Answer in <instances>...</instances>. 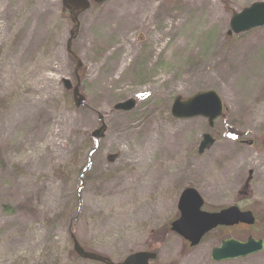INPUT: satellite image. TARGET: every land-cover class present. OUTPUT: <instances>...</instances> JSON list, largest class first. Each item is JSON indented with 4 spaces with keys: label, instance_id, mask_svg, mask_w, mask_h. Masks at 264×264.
<instances>
[{
    "label": "rangeland",
    "instance_id": "obj_1",
    "mask_svg": "<svg viewBox=\"0 0 264 264\" xmlns=\"http://www.w3.org/2000/svg\"><path fill=\"white\" fill-rule=\"evenodd\" d=\"M259 1L91 2L70 47L76 107L61 81L75 83L76 65L62 1L0 0V264H102L79 257L72 238L113 262L151 247L150 264H264V26L226 36L231 15ZM207 89L227 110L212 127L170 116L175 96ZM129 98L131 110L113 109ZM205 132L215 141L199 154ZM185 187L203 210L237 205L255 224L215 229L194 247L173 233L155 243L150 231L178 216ZM248 236L263 249L210 259L220 240Z\"/></svg>",
    "mask_w": 264,
    "mask_h": 264
},
{
    "label": "water",
    "instance_id": "obj_2",
    "mask_svg": "<svg viewBox=\"0 0 264 264\" xmlns=\"http://www.w3.org/2000/svg\"><path fill=\"white\" fill-rule=\"evenodd\" d=\"M61 1L62 7L68 11L70 21L73 24V29L70 30L66 42V51L70 55H73L70 47L71 41L76 36V30L79 26L78 14L87 9L90 3L89 0ZM92 1L99 4L104 0ZM262 26H264V1L253 2L239 12L232 14L229 20V29L226 34H238ZM75 60V84L72 85L71 82L65 78L62 79V84L66 90H71L73 103L76 107H79L83 103V97L78 91L79 75L77 73L81 63L76 57ZM134 105V100L129 98L114 104L113 109L127 112L131 110ZM169 112L170 115L176 119H189L193 117L206 118L208 126L212 127L213 121L219 116L224 115V106L219 95L214 90L208 89L195 92L186 98H181L179 95L175 96ZM98 118L101 119V116H98ZM105 129L106 126L102 122L100 126L90 132L91 138L99 140L103 137ZM213 143L214 138L207 132L203 133L197 147V152L201 154ZM248 180L249 177L244 187H246ZM202 205L203 200L194 188H184L180 192L177 200L179 215L169 223L170 232L188 242L190 247L197 245L209 231L218 226H233L238 223L251 225L254 223V216L251 211H242L236 205H231L215 212L202 210ZM262 248L263 242L261 239L248 237L246 241L241 242L233 238H227L221 240L219 245L211 249L210 258L214 262L242 258L259 252ZM73 250L83 259L93 260L102 264H149L156 258L155 252L143 250L128 254L122 261L115 263L106 256L85 251L76 240L73 241Z\"/></svg>",
    "mask_w": 264,
    "mask_h": 264
},
{
    "label": "trees",
    "instance_id": "obj_3",
    "mask_svg": "<svg viewBox=\"0 0 264 264\" xmlns=\"http://www.w3.org/2000/svg\"><path fill=\"white\" fill-rule=\"evenodd\" d=\"M88 166V164H86L84 166V169ZM169 227L167 224L162 225L161 227L150 231L149 236L151 239H153V241H155V243H162L164 241V239L166 238V236L169 234ZM155 248V247H154ZM148 250H151V247L148 248Z\"/></svg>",
    "mask_w": 264,
    "mask_h": 264
},
{
    "label": "bare ground",
    "instance_id": "obj_4",
    "mask_svg": "<svg viewBox=\"0 0 264 264\" xmlns=\"http://www.w3.org/2000/svg\"><path fill=\"white\" fill-rule=\"evenodd\" d=\"M3 16V11H0V19L2 18ZM1 28H2V25H1ZM14 76V75H13ZM30 114V113H29ZM29 114H27V112H25L24 114H21L20 117L21 118H25L29 116ZM155 127V125L153 126ZM152 140V138H151ZM156 146V145H154ZM167 148H175V144H171V141L169 140L167 145H166ZM207 182V183H206ZM204 183H206V186H205V190L208 192V193H211L212 194V191H215V187H216V184L213 182V180H207L205 181Z\"/></svg>",
    "mask_w": 264,
    "mask_h": 264
}]
</instances>
